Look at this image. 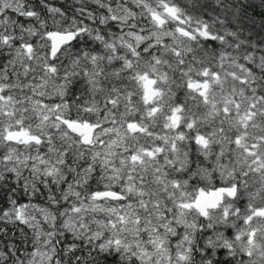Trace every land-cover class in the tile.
Masks as SVG:
<instances>
[{
    "label": "snow or ice",
    "instance_id": "6c2138e0",
    "mask_svg": "<svg viewBox=\"0 0 264 264\" xmlns=\"http://www.w3.org/2000/svg\"><path fill=\"white\" fill-rule=\"evenodd\" d=\"M68 8L0 0V264H264V0Z\"/></svg>",
    "mask_w": 264,
    "mask_h": 264
},
{
    "label": "trees",
    "instance_id": "16d2710c",
    "mask_svg": "<svg viewBox=\"0 0 264 264\" xmlns=\"http://www.w3.org/2000/svg\"><path fill=\"white\" fill-rule=\"evenodd\" d=\"M31 2L32 3H38V0H31ZM51 2L54 3L56 6H60L62 8L67 9L68 11H71V9L68 8V5L71 3V0H51ZM254 2L258 3L259 0H254ZM249 11H250V14L255 15L256 18L259 20L260 19V12L264 11V9H259V8L255 9V10L250 9ZM21 199L22 200L24 199L22 194H21ZM241 203H243V201ZM8 227L10 229L12 228V226H10V225ZM19 227H24V226L19 225ZM25 231H28V230L25 228ZM19 235H20V233L17 231L16 236L19 237ZM19 242H20L19 239H17V243H19Z\"/></svg>",
    "mask_w": 264,
    "mask_h": 264
}]
</instances>
